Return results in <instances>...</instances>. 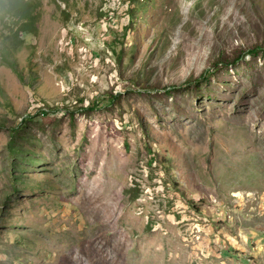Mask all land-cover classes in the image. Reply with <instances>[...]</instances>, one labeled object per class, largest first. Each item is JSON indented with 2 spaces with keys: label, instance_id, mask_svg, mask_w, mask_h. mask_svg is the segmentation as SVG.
<instances>
[{
  "label": "rangeland",
  "instance_id": "rangeland-1",
  "mask_svg": "<svg viewBox=\"0 0 264 264\" xmlns=\"http://www.w3.org/2000/svg\"><path fill=\"white\" fill-rule=\"evenodd\" d=\"M28 7L0 11V264H264V0Z\"/></svg>",
  "mask_w": 264,
  "mask_h": 264
},
{
  "label": "trees",
  "instance_id": "trees-1",
  "mask_svg": "<svg viewBox=\"0 0 264 264\" xmlns=\"http://www.w3.org/2000/svg\"><path fill=\"white\" fill-rule=\"evenodd\" d=\"M32 0H1V9L3 12H11L12 14L16 12L17 18H20L21 27L28 29L32 24V18L30 17V8L28 7ZM19 13V14H17ZM130 13L133 15V10H130ZM4 56L10 59L9 50H3ZM12 63V62H11ZM14 63H12L13 65ZM14 143L10 144L9 149L14 154Z\"/></svg>",
  "mask_w": 264,
  "mask_h": 264
}]
</instances>
